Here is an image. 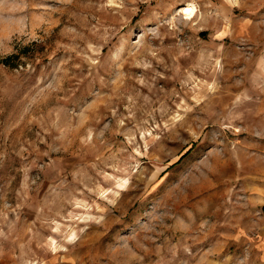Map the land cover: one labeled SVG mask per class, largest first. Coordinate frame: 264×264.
Masks as SVG:
<instances>
[{
    "label": "rangeland",
    "instance_id": "rangeland-1",
    "mask_svg": "<svg viewBox=\"0 0 264 264\" xmlns=\"http://www.w3.org/2000/svg\"><path fill=\"white\" fill-rule=\"evenodd\" d=\"M0 264H264V0H0Z\"/></svg>",
    "mask_w": 264,
    "mask_h": 264
},
{
    "label": "bare ground",
    "instance_id": "bare-ground-1",
    "mask_svg": "<svg viewBox=\"0 0 264 264\" xmlns=\"http://www.w3.org/2000/svg\"><path fill=\"white\" fill-rule=\"evenodd\" d=\"M197 8L194 4L189 3L183 10L186 19H192L196 14Z\"/></svg>",
    "mask_w": 264,
    "mask_h": 264
},
{
    "label": "trees",
    "instance_id": "trees-1",
    "mask_svg": "<svg viewBox=\"0 0 264 264\" xmlns=\"http://www.w3.org/2000/svg\"><path fill=\"white\" fill-rule=\"evenodd\" d=\"M5 66H9V60H7L6 62L3 63Z\"/></svg>",
    "mask_w": 264,
    "mask_h": 264
}]
</instances>
